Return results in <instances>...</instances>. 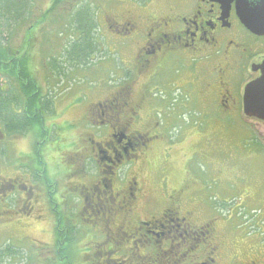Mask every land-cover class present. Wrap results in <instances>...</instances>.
<instances>
[{"label": "flooded vegetation", "instance_id": "obj_1", "mask_svg": "<svg viewBox=\"0 0 264 264\" xmlns=\"http://www.w3.org/2000/svg\"><path fill=\"white\" fill-rule=\"evenodd\" d=\"M6 1L0 0V43L9 61L0 60V264L17 259L21 247L10 241L28 229L55 236L51 248H26L39 252L40 264H73L77 254L90 264H264V185L241 190L231 218H210L199 179L195 190L186 173L178 187L167 179L160 184L158 161L165 166L169 153L152 158L184 116L251 123L256 146L264 141V0H47L35 12L37 0H25L24 15L10 19ZM23 21L17 47L9 40ZM43 23L39 69L29 56ZM83 24L91 26L92 41L84 61ZM40 70L43 85L34 77ZM249 83L262 87L253 117L243 113ZM61 101L62 114L80 111L75 121L56 122ZM172 143L169 151L178 147ZM85 225L99 229L95 243L72 253L71 236L85 233Z\"/></svg>", "mask_w": 264, "mask_h": 264}, {"label": "rangeland", "instance_id": "obj_2", "mask_svg": "<svg viewBox=\"0 0 264 264\" xmlns=\"http://www.w3.org/2000/svg\"><path fill=\"white\" fill-rule=\"evenodd\" d=\"M46 1L47 0H37L33 12L41 9V7H43L42 3L44 4ZM79 3L91 4L92 2L91 0H73L69 2V4ZM68 8L69 7H67V9ZM35 16L34 19H40L39 12H36ZM27 22L28 21H23L14 28V32L9 40L12 45H17V47L20 45L19 37L22 35L23 29L26 28ZM30 22L29 20V23ZM45 32H47V24L43 23L39 27L40 34L38 33L35 52L29 56L31 63L35 62V67L39 69L41 68L39 53L42 52L41 49L43 48L41 35ZM4 35L6 34L4 33ZM100 36L101 31L98 29V39ZM110 59L113 61L114 72H116L121 68L119 58L117 55H114L110 56ZM100 72H102V69L97 73ZM34 77L38 84H44V75L41 70L36 72ZM115 77L114 79H116ZM65 80V84H67V82L72 83L74 80L73 74L66 76ZM120 82L122 81H116L115 84H119ZM62 101L58 102L59 110H57V112L60 115L58 119H56V122L59 124L62 122L75 121L80 111L74 109L71 112H67L66 110L65 113L62 114L61 109L63 107H60L63 104ZM254 136H256V134L254 133L253 125L251 123H241L239 120H222L219 122L210 120L209 122L199 123L185 116L176 119L173 129L168 135L169 141L164 140L161 144L162 140H159L160 144L158 141L155 148L152 150V158L156 154H159L161 158L163 156L162 153H169H167L169 157L167 156L168 160L165 166L162 159L158 161V173H164L163 180H160V184H163L165 179H167V185L169 184L168 182L171 181L172 187L175 185L178 187L180 174L186 173L187 176H184V179L190 182L194 181L191 188L195 190L197 188L195 182L197 177L199 183L204 185V193L207 197L206 207L209 216H211L210 218L214 216L221 217L223 213H226V215H224L226 218H231L233 215H228L227 213L229 208H233L236 206L237 202H240L238 199V197L241 196L240 191L243 189L254 191L258 187H263L264 185V141L258 140L261 145L257 147V143L254 142L252 138ZM172 142L177 143L178 147L176 150L169 151L168 146ZM182 142L183 144L179 145ZM146 170L148 169L146 168ZM221 170H223V172H221ZM142 171L139 174L138 181L144 183L143 181H148L149 177L146 171ZM238 173H241V175L237 177ZM157 179L159 180V177ZM188 197L191 199L192 193H189ZM240 200L243 201V197H241ZM224 202H229V204H225ZM198 207L202 208L201 204L198 205ZM199 213L203 217L206 216V210L205 212ZM84 228L86 229V225ZM86 230L85 233L79 232L71 236V238L75 239L72 241L73 245L70 248L72 253L75 252L77 254V252H80L84 254L88 247L94 245L96 238H94L93 235L99 233V229H96L95 233L89 227ZM49 233L51 232H40L35 229H28L26 232H23V234L16 232L15 240L12 239L10 242H16L17 245L21 247V250H18V257L13 260L14 262L12 264H40L41 255L39 252L27 251L26 248L29 244H34L35 246L43 248L53 247L55 236H49ZM2 242H6V240ZM104 258L105 257L100 259ZM95 260L96 258H94V261ZM72 263L90 264L91 262L87 261L81 263L77 254L72 255ZM50 264L56 263L52 262ZM101 264H104V262Z\"/></svg>", "mask_w": 264, "mask_h": 264}, {"label": "trees", "instance_id": "obj_3", "mask_svg": "<svg viewBox=\"0 0 264 264\" xmlns=\"http://www.w3.org/2000/svg\"><path fill=\"white\" fill-rule=\"evenodd\" d=\"M25 2H26L25 0H8V1H6V4H4L5 5L4 10H5V13L7 14L8 18L10 19L14 16L20 17L21 14L24 15V11H25L24 6L26 4ZM90 29H91V26L89 24L88 25L83 24L82 30L85 33L86 38H85V41L81 47L80 56H81L82 60L86 57L87 53L90 52L89 50H91L90 47L92 46V41L90 39ZM0 36H2V31H0ZM5 52H6L5 48H3V45L0 43V60L4 64L9 62L8 60H6V53ZM24 66H25L24 63L22 62L21 65L19 66V68L25 69ZM22 75H21L22 77L29 76L26 74V72H23ZM32 83H34L33 79H32Z\"/></svg>", "mask_w": 264, "mask_h": 264}, {"label": "water", "instance_id": "obj_4", "mask_svg": "<svg viewBox=\"0 0 264 264\" xmlns=\"http://www.w3.org/2000/svg\"><path fill=\"white\" fill-rule=\"evenodd\" d=\"M247 27L250 30L255 31L252 26L247 25ZM258 28V27H257ZM260 89H262L260 83H249L246 88L244 89V98H243V113L247 117H253L255 116V110H256V105H254V102H256V97L255 94L256 92H261ZM260 104V103H258ZM264 104V100L262 102ZM263 110V108H261ZM264 114V113H263ZM260 118L264 119L263 116H260Z\"/></svg>", "mask_w": 264, "mask_h": 264}]
</instances>
